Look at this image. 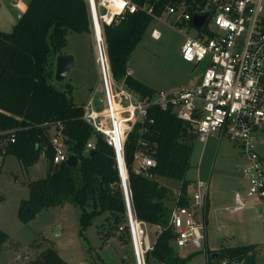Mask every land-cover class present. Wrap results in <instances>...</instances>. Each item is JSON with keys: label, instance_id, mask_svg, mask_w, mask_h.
I'll use <instances>...</instances> for the list:
<instances>
[{"label": "trees", "instance_id": "16d2710c", "mask_svg": "<svg viewBox=\"0 0 264 264\" xmlns=\"http://www.w3.org/2000/svg\"><path fill=\"white\" fill-rule=\"evenodd\" d=\"M186 1L194 7L202 0ZM133 2L139 8L151 10L152 15L147 10L127 14L118 25L104 26V37L114 80L146 97L157 91L130 74L129 62L136 45L154 22L153 16H162L166 6L176 0ZM188 25L194 27L193 20ZM70 32L91 34L86 0H31L11 32L0 30V132L16 130V143L10 146L8 155L15 156L26 168L36 165L42 155L50 162L48 176L28 184L30 196L20 204L19 220L28 223L41 211L70 202L82 209L83 234L96 217L105 213L114 217L113 227H119L124 220L125 204L113 148L84 122L83 105L78 106L67 90L60 91L50 83L55 76L57 57L65 55ZM149 118L153 123L137 125L125 145L136 215L147 225L162 229L146 256V263L187 264L191 256L179 255L175 234L169 228L172 208L168 202L173 191L161 180L180 182L182 197L178 205H189L190 182L186 175L197 135L190 123L178 119L171 111L153 110ZM55 124L62 127L68 151L77 158L73 166L53 162L50 129ZM92 140L95 149L86 152ZM140 150L152 155L156 166L137 173L134 155ZM100 233L109 236V232ZM8 240V234L0 230V249ZM259 252L258 245L223 247L216 252L219 257L215 260L210 257L208 264H256ZM29 264L68 263L50 247Z\"/></svg>", "mask_w": 264, "mask_h": 264}, {"label": "built area", "instance_id": "2783aa9c", "mask_svg": "<svg viewBox=\"0 0 264 264\" xmlns=\"http://www.w3.org/2000/svg\"><path fill=\"white\" fill-rule=\"evenodd\" d=\"M91 31L94 37L96 64L100 84L83 105L84 122L101 135L115 152L119 187L122 190L125 214L120 232H125L132 247L133 264H147L146 256L153 250L148 225L139 220L128 177L125 145L137 125L148 121L151 111H171L178 119L190 123L197 142L206 145L213 136L234 141L247 158L243 175L248 181L247 195L264 203V165L256 147V136L264 134V0H202L191 6L186 0H176L166 6L162 16H153L162 23L164 17L174 18L170 26L188 25L194 16H206L196 36H186L181 49L182 59L204 65L200 83L177 91H157L143 97L114 80L104 37V26H116L127 14L139 8L133 0H86ZM194 11V13H193ZM152 15L151 10H147ZM155 40L162 35L152 31ZM102 98L98 99L97 95ZM51 144L54 164L76 158L68 151L60 124L52 126ZM16 143V130L0 132V183L9 148ZM146 146L145 143H142ZM95 149L94 141L86 152ZM77 159V158H76ZM137 173L156 166V160L144 150L134 155ZM209 184L200 178L187 199L189 205L179 206L181 191L175 195L169 228L175 234L177 250L202 252L210 259L207 246V198ZM241 194H236L234 213L246 208ZM157 233L162 229L157 228ZM209 262V261H208ZM222 264H226L223 262Z\"/></svg>", "mask_w": 264, "mask_h": 264}, {"label": "rangeland", "instance_id": "374dc122", "mask_svg": "<svg viewBox=\"0 0 264 264\" xmlns=\"http://www.w3.org/2000/svg\"><path fill=\"white\" fill-rule=\"evenodd\" d=\"M17 1L0 0L4 17L6 12H14V3ZM173 20L165 16L162 23L154 21L136 45L129 62L130 74L155 91L172 92L188 88L196 85L203 76V64L187 63L181 56L186 36L198 35L197 29L189 25L173 29L170 26ZM154 29L161 33V39H153L151 34ZM67 39L64 54L72 56L74 64L64 80L59 81L54 76L50 83L60 91L67 90L74 103L82 106L100 84L94 37L92 31L91 34L70 32ZM97 98L102 96L98 94ZM53 131L51 127L50 132ZM214 137L208 140L204 150L202 143L195 144L186 179L195 183L199 177L208 182L211 195L221 199L230 191H236L242 185L245 187L239 162L243 160L242 149L234 141L225 139L219 142ZM49 166L50 162L45 155L29 168L15 156L8 155L5 159L0 183V230L8 234L9 240L0 249V264H29L50 247L56 249L68 264H133L128 236L119 231L123 223L114 228V217L109 213L96 217L83 234L80 224L82 209L70 202L43 210L28 223L19 220L20 204L30 196L28 184L46 178ZM136 166L134 169H138ZM75 178L79 183L80 174L77 169ZM161 182L173 192L180 189V182L176 180L162 179ZM174 203L171 199L168 206L173 208ZM223 203L220 202L221 205ZM261 208L264 207L253 211L247 209L238 214H229L223 210L215 214L213 208L207 225L209 251L258 244L261 251L257 255L256 264H264V213ZM88 211L91 209L88 208ZM225 222L234 223L233 238L227 235ZM102 230L104 233L109 232V236L101 234ZM147 231L153 244L157 231L149 225ZM179 255L191 256L187 264H208L209 261L202 252L189 249L179 251Z\"/></svg>", "mask_w": 264, "mask_h": 264}, {"label": "crops", "instance_id": "0c3cea01", "mask_svg": "<svg viewBox=\"0 0 264 264\" xmlns=\"http://www.w3.org/2000/svg\"><path fill=\"white\" fill-rule=\"evenodd\" d=\"M30 1L31 0H19V1L15 2L14 3L15 8L13 10L14 12H12V10H11L12 13L6 12V14H4L5 17L3 16V14H2L3 12H1V8H0V30L8 32V30L10 28L14 27L17 24V22L19 21V19L23 16L25 11L27 10ZM201 79H200V81H201ZM200 81L197 82L196 85H198L200 83ZM196 85H194V86H196ZM191 87H193V86H191ZM214 139L216 141H219V142H222L223 140H225V139L221 140L218 136L214 137ZM205 146L206 145H203V150L205 149ZM256 147H257L258 153L260 154V157H261V160H262V165H264V134H262V133H258L257 134V136H256ZM241 157L243 158V160H241L239 162H240V166L242 167V175H243V169L247 165V158L244 155L243 151H242ZM243 178H244V181H245V187L242 185L236 191L235 190L230 191L226 196H223V198H221V199L217 198V196H215V195H211L210 186L208 187V192H207V194H208V198H207V208H208L207 225H208V222H209L210 212L212 211L213 208H214L213 210H214L215 214L218 211H222V210L227 212V213H229V214H236V213L238 214V213H241L243 211H246L247 209H248V211H253V209H256L258 207L259 208L260 207H264V203H260V202H258L257 199L251 198V197H249L247 195L248 181L246 180L244 175H243ZM188 181L190 182V185L188 187V196L191 197V195L193 193V190H194V184L195 183H192L190 180H188ZM180 187H181V184H180ZM179 191H180V189L177 192L176 191H174V192H176V195H177V193ZM174 192H173V194H174ZM236 194H241V197H242L243 201L246 203L247 206H246L245 209H242L240 211L231 213V212L227 211V208H230V207L234 206ZM174 198H175V196L174 197L172 196L173 200H174ZM222 201L224 202L223 205L220 204V202H222ZM261 209H262V213H264V208H261ZM225 224H226V227H224V228H225V230L227 232V235H229L230 238H233L234 237L233 234H234V231H235V226L233 225L234 223L233 222H225ZM207 246H208V241H207ZM260 247L261 246L258 245V250L261 251ZM218 251H215V252L212 251V253H216ZM126 259H127V257H126Z\"/></svg>", "mask_w": 264, "mask_h": 264}, {"label": "water", "instance_id": "95a60500", "mask_svg": "<svg viewBox=\"0 0 264 264\" xmlns=\"http://www.w3.org/2000/svg\"><path fill=\"white\" fill-rule=\"evenodd\" d=\"M206 21V16H194L193 18V25L200 29L204 25ZM74 64V59L72 56L69 55H61L57 57L56 61V71H55V76L56 79L59 81L64 80L67 75L69 74L72 66ZM77 163L76 158H71L70 161L68 162L69 166H73ZM219 257L218 253H213L211 258L212 260H215L216 258Z\"/></svg>", "mask_w": 264, "mask_h": 264}]
</instances>
